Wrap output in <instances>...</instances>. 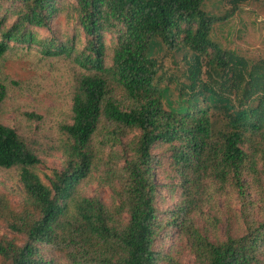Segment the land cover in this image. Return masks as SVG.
<instances>
[{
    "label": "trees",
    "instance_id": "1",
    "mask_svg": "<svg viewBox=\"0 0 264 264\" xmlns=\"http://www.w3.org/2000/svg\"><path fill=\"white\" fill-rule=\"evenodd\" d=\"M202 2L0 0V60L35 50L79 68L70 121L60 127L64 163L49 184L32 170L36 147L0 122V167L20 168L26 195L14 202L0 191V264H182L156 247L171 231L192 244L198 264H264V216L218 240L192 224L210 189L235 193L242 212L245 178L260 182L264 174V58L235 59L211 40L217 18ZM68 6L74 20L63 32ZM152 40L193 54L168 73L148 54ZM96 135L104 138L118 204L74 197L97 160ZM164 165L176 201L160 211L154 169Z\"/></svg>",
    "mask_w": 264,
    "mask_h": 264
},
{
    "label": "rangeland",
    "instance_id": "2",
    "mask_svg": "<svg viewBox=\"0 0 264 264\" xmlns=\"http://www.w3.org/2000/svg\"><path fill=\"white\" fill-rule=\"evenodd\" d=\"M70 9L66 7L59 19L63 32H70L72 28L74 18L68 13ZM201 9L217 18L210 30L211 40L227 50L233 58L254 61L264 58V0H203ZM226 13L229 14L226 16ZM106 40L111 45L115 43L111 33L106 34ZM154 42L152 40L148 54L154 58L156 54V59L164 64L168 73H175L176 68L185 64L182 58L193 54L185 49L178 52L162 50L159 45L153 46ZM153 47L156 48L154 52ZM77 69L69 59L45 57L35 50L10 53L0 60V91L1 86L4 91L0 97V122L15 127L36 147L40 162L32 170L46 184H49L52 170L61 169L64 163L67 139L60 127L70 121L72 88ZM165 105L172 107L168 100ZM29 113L41 118L30 117L27 115ZM102 139V136L96 135L97 160L78 186L74 197L96 196L106 204L114 205L118 204L117 180L112 178L111 170L104 164L108 151L100 150ZM154 181L159 193L157 207L162 211L176 201L171 190L176 180L164 165L154 169ZM210 190L203 208L194 214L192 224L211 240L225 238L228 233L241 235L254 221L263 218L264 174L260 182L245 178L243 197L246 202L242 212V202L235 193ZM0 191L9 193L14 202L26 199L19 167H0ZM3 231L1 226L0 232ZM163 235H158L157 243ZM166 238L162 246H156L159 250L169 253L175 262L198 264L193 246H189L187 239L173 231ZM49 252L54 258L59 256L55 250ZM59 257L63 261L67 258ZM161 264H168L167 260H161Z\"/></svg>",
    "mask_w": 264,
    "mask_h": 264
}]
</instances>
